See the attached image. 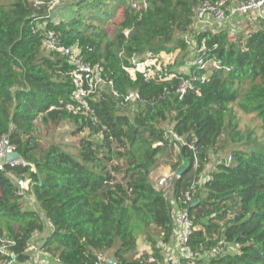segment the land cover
I'll list each match as a JSON object with an SVG mask.
<instances>
[{
    "label": "trees",
    "instance_id": "trees-1",
    "mask_svg": "<svg viewBox=\"0 0 264 264\" xmlns=\"http://www.w3.org/2000/svg\"><path fill=\"white\" fill-rule=\"evenodd\" d=\"M131 1L74 0L67 11L55 12L47 0H0V137L7 135L28 163L0 170V236L15 242L12 248L23 260L26 240L43 228L39 215L16 195L10 172L30 180L34 199L50 220L44 251L63 264H95L100 251L118 264H136L139 235L154 243L160 231L169 233L170 205L150 177L167 164L179 172L172 179L173 196L209 172L193 193L191 247L199 250L221 239L239 246L238 252L199 264H264V19L245 22L235 32L195 30L193 16L202 0H145L144 10L132 8ZM39 25L112 78L118 95L103 87L89 100L95 123L66 110L72 66L43 45ZM185 35H193L196 47L205 41L203 57L215 56L232 69L209 70L203 82L194 81V89L179 96L176 87L188 73L147 82L123 68L133 52L178 51L182 63L188 55ZM129 91L140 99L124 107L119 100ZM239 112L256 115L260 137L240 128ZM60 123L71 124V134L78 136L75 152L58 141H41V125ZM171 123L186 142H177V149L162 137ZM243 140L248 148L231 149L229 164L209 165L212 153ZM138 141L144 145L140 157L132 151Z\"/></svg>",
    "mask_w": 264,
    "mask_h": 264
},
{
    "label": "built area",
    "instance_id": "built-area-1",
    "mask_svg": "<svg viewBox=\"0 0 264 264\" xmlns=\"http://www.w3.org/2000/svg\"><path fill=\"white\" fill-rule=\"evenodd\" d=\"M44 0H35V4H43ZM131 7L135 9H146L147 2L131 1ZM242 22H254L257 19H264V0H202L195 8L192 28L195 30H208L212 28H226V24L233 18ZM235 32V27H227ZM42 43L48 50H55L61 53L72 66L69 73L72 81V102L65 105L66 110L73 115H80L85 121L95 123L97 118L95 111L90 105L89 100L103 87H109L114 95H118L113 88V80L108 77L99 63H91L80 56L77 47L64 46L59 43L57 34L52 29H47L44 25L37 27ZM127 33V31H125ZM193 35H185L188 44V55L184 58L181 67L175 65V58L178 51L172 53L147 51L140 56L133 52L129 56V64L123 68L127 73L135 78L140 74L142 79L147 82L172 80L181 78L182 73H188V78H181L176 91L182 96L188 89H194V81L203 82L207 72L213 69L230 71L232 66L222 62L215 56L205 55L206 44L202 40L199 47L195 46ZM217 44H213L215 48ZM201 53L198 57L195 53ZM196 67L195 72L190 70ZM202 70L203 73H198ZM137 91H129L121 97L119 104L127 107L139 100ZM162 137L164 140L173 142L177 149V142L186 143L181 136L173 130V123L164 127ZM158 144L161 142H157ZM194 150L193 143L188 145ZM16 151L14 143L9 141L7 135L0 137V170L5 165L26 166L28 163L22 158H14L5 161V156ZM232 155L220 158L217 162L229 164ZM196 163V160H195ZM33 169V167H31ZM6 174L12 179L15 185V193L23 200L24 204L34 210L39 215L43 228L30 234L25 242L22 254L27 257L23 260L18 259V254L12 248L15 242L6 237L0 236V264H63L51 254L43 250V243L51 231L50 220L45 217L37 205L31 192V182L28 178H21L10 172ZM179 172L171 170L165 174L156 175L153 185L157 188L164 199L170 205L171 224L169 233L160 231L155 237L154 243L144 240L137 244L133 258L136 264H199L201 261L210 259L226 252H238L239 246L235 243H228L223 239L215 244L200 246L199 250H194L189 244L190 237L194 229L193 217L190 214V206L193 203V193L197 185H201L209 179V172H202L196 179H193L188 188L179 196L172 195V179L177 177ZM112 258L106 251L96 253L95 264H108ZM114 264H118L116 259Z\"/></svg>",
    "mask_w": 264,
    "mask_h": 264
},
{
    "label": "rangeland",
    "instance_id": "rangeland-1",
    "mask_svg": "<svg viewBox=\"0 0 264 264\" xmlns=\"http://www.w3.org/2000/svg\"><path fill=\"white\" fill-rule=\"evenodd\" d=\"M73 1L74 0H47L46 4L49 6V8L51 10H55V12L60 10L61 8L65 9V7H66V11H67V8L71 5V3ZM66 11H65V13H66ZM119 11H120V9L116 10L115 16H114L115 19H117L119 17V15H120ZM58 13H54L55 17L57 16ZM245 22H247L246 25L250 24V22H248V21H245ZM245 22H243L242 24H244ZM186 56H187V53L184 55V58ZM174 60H175L176 63L179 61V63H177V67H181V65H182L181 59L179 57H177ZM237 116L239 118V126H240V128L242 130H244V132L250 130L251 131V135H253V137L257 136V138H258V137L261 136V134H260V122L255 117H252V116H256L255 114H253V115H244L241 112H239ZM71 130H72V126H71V124H68V123H60L59 125L54 126V127H50V128H45L43 125H41L39 134H40L42 142H44V141H46V142L58 141V142L62 143V145L66 149H68V150H70L72 152H75V149H76V146H77V138H78V136L72 135L71 134ZM238 147H240V148H248V144L245 142V140H243L240 143H231V144H229L227 149L225 151H223V152L219 151V152H216V153H212L210 155V159H209L210 160V164L209 165L211 166L212 164L217 162L220 158L227 157V155L230 153L231 149L238 148ZM143 149H144L143 142L138 141L136 144H134V146L132 148V151H133V153L136 156L140 157L142 155ZM23 204H24V202H23ZM151 236H153V235H151ZM154 236H155V234H154ZM145 239L146 238H145L144 235H139L138 238H137V244H140ZM106 253L110 255L109 252H106Z\"/></svg>",
    "mask_w": 264,
    "mask_h": 264
},
{
    "label": "crops",
    "instance_id": "crops-1",
    "mask_svg": "<svg viewBox=\"0 0 264 264\" xmlns=\"http://www.w3.org/2000/svg\"><path fill=\"white\" fill-rule=\"evenodd\" d=\"M243 22L239 19H237V17H233L227 24V27H235V29L238 28L239 25H241ZM251 23V22H250ZM254 23V22H252ZM236 24V25H235ZM226 27V29H227ZM171 171V168L169 165L167 164H160L158 165L150 174L151 180L153 182V179L155 178L156 175H161V174H165L167 172Z\"/></svg>",
    "mask_w": 264,
    "mask_h": 264
},
{
    "label": "water",
    "instance_id": "water-1",
    "mask_svg": "<svg viewBox=\"0 0 264 264\" xmlns=\"http://www.w3.org/2000/svg\"><path fill=\"white\" fill-rule=\"evenodd\" d=\"M14 158H22V157L17 151H14L11 154L6 155L4 159H5V161H9V160L14 159ZM107 262H108V264H114L115 258L112 257Z\"/></svg>",
    "mask_w": 264,
    "mask_h": 264
}]
</instances>
